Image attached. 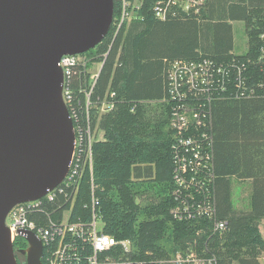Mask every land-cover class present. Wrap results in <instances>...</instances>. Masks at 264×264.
I'll return each mask as SVG.
<instances>
[{
    "label": "trees",
    "instance_id": "trees-1",
    "mask_svg": "<svg viewBox=\"0 0 264 264\" xmlns=\"http://www.w3.org/2000/svg\"><path fill=\"white\" fill-rule=\"evenodd\" d=\"M157 1L141 0L135 8L129 0L131 19L123 21L116 33L122 8L114 0L108 33L94 49L82 54L88 59V69L93 63H102L90 95L92 104L114 93L110 112L98 116L91 111V125L98 123L102 131V138L92 144V181L100 200L103 233L118 241L129 240L139 256L174 253L192 240L195 223L174 222L169 216L174 187L172 133L169 107L161 102L168 63L209 59L225 65L243 64L253 94H247V89L238 90L247 96L220 93L210 103L215 211L227 224L224 234L213 236L212 248L218 264H260L264 251L259 231L264 219V73L260 69L264 70V58L258 57L263 46L259 37L264 36V0H214L227 5L228 13L210 12L205 21L203 11L199 16L179 13L166 21L156 20L152 8ZM227 17L244 24V55L230 54L232 30ZM80 82V74L74 70L70 86L76 90ZM79 96L83 107V94ZM156 102L161 103L152 106ZM232 179L250 182L247 210L233 208ZM90 193L86 169L74 210L89 202ZM148 196L157 202L141 207L138 199ZM57 203H63V195ZM25 245L18 238L13 248Z\"/></svg>",
    "mask_w": 264,
    "mask_h": 264
},
{
    "label": "built area",
    "instance_id": "built-area-1",
    "mask_svg": "<svg viewBox=\"0 0 264 264\" xmlns=\"http://www.w3.org/2000/svg\"><path fill=\"white\" fill-rule=\"evenodd\" d=\"M117 1L122 13L120 21L115 23L116 33L123 21L131 19L127 11L129 0ZM205 5L206 0H159L152 11L156 20L166 21L179 13L199 16ZM81 56H63L59 62L63 73L62 99L75 133L68 173L53 191L35 201L17 204L9 211L5 226L11 243L22 238L21 232L33 233L42 246V264H218L212 248L213 236L224 234L227 224L217 218L215 211L210 103L220 93H226L227 68L217 73L218 67L209 59L168 63V66H176L172 75L169 67L166 70V91L161 100L169 107L172 133L170 154L174 187L169 216L174 222H194V234L192 240L174 253L149 252L146 259L133 252L129 240L118 241L103 233L100 200L92 181L95 127L91 125V111L94 109L98 116L110 112L114 107V93L92 104L90 95L102 63L96 74L91 75L86 67L88 60ZM74 70L82 80L76 90L70 86ZM235 87L241 90V85ZM249 92L251 95L254 91ZM79 94H83V107ZM86 169L90 174V199L81 209L74 210ZM60 195H63L62 204L57 203ZM38 214L40 217H35Z\"/></svg>",
    "mask_w": 264,
    "mask_h": 264
},
{
    "label": "water",
    "instance_id": "water-1",
    "mask_svg": "<svg viewBox=\"0 0 264 264\" xmlns=\"http://www.w3.org/2000/svg\"><path fill=\"white\" fill-rule=\"evenodd\" d=\"M114 0H0V264H17L5 218L43 197L68 173L75 133L62 99L61 57L94 49ZM25 264H42L31 232Z\"/></svg>",
    "mask_w": 264,
    "mask_h": 264
},
{
    "label": "rangeland",
    "instance_id": "rangeland-1",
    "mask_svg": "<svg viewBox=\"0 0 264 264\" xmlns=\"http://www.w3.org/2000/svg\"><path fill=\"white\" fill-rule=\"evenodd\" d=\"M140 1L141 0H133V4L132 6L135 7V6H138L140 4ZM132 15L130 14V17ZM234 36H235V40H236V45H235V48H234V52L237 54V55H243V54H246V50H247V43H246V35H245V32H244V25L243 23H237V24H234ZM259 40L263 43L261 49H260V56L258 57L259 59L258 60H262L264 58V36L261 35L259 37ZM82 58H86L84 56H81ZM86 60H88L86 58ZM215 65L218 67L216 70H217V73H218V70L222 69V68H227L230 69V71L228 70V77H227V84H232V86L230 88H227L226 89V93H224L223 95H226V96H235V95H240V94H244L243 92H239L238 89L235 87V85H241V89H247V94H250L251 92L249 91H253L252 89H250L251 85H253V83L249 82V78H251L250 76H247V72H246V67L245 66H242L240 64H237V63H234V64H230V63H227V65H225L224 63H215ZM230 65L232 66H235V68H231ZM100 66V62L98 63H93L89 70H90V74L91 75H94L96 74V72L98 71V67ZM169 68V71H170V75H172V70L174 67H176L175 65L173 64H170L168 66ZM237 67L239 68V70H237ZM172 71V72H171ZM231 72V73H229ZM260 72H263L264 73V70H261L260 69ZM238 79V80H236ZM251 83V84H250ZM234 86V87H233ZM161 103V102H160ZM160 103H153L152 106H155V105H159ZM99 126H98V123L96 124L95 126V132H94V135L93 137H95V141L96 140H99L100 138H102V131L99 130ZM94 143V142H93ZM173 184V183H172ZM231 185H232V201L237 207H247L248 205V197H247V193H248V184H246L244 181H238L236 179H232L231 180ZM186 191V190H184ZM182 193V192H181ZM187 193H190V192H187ZM138 204H140L141 207H144L148 204H151V203H156L157 200L156 198L154 197H144L143 199L139 198L138 199ZM142 219H140L139 221H141ZM148 255H149V252L148 253H145L143 255H140V257H143V258H146L148 259Z\"/></svg>",
    "mask_w": 264,
    "mask_h": 264
},
{
    "label": "crops",
    "instance_id": "crops-1",
    "mask_svg": "<svg viewBox=\"0 0 264 264\" xmlns=\"http://www.w3.org/2000/svg\"><path fill=\"white\" fill-rule=\"evenodd\" d=\"M228 9L229 8H228L227 5H219L218 3L216 4L214 0H206V5H205V7L203 9V12H202V15H201V19H203L205 21L206 20L205 19L206 16L208 17L210 15V12L213 13L214 15H216L215 12L217 13V11H219V10H226V12L228 13ZM226 22H227V24H230L231 30H232V45H233V49L230 52V54L237 55L234 52V48H235V45H236V40H235V36H234V24H237V23L240 24V23H243V22L240 21V20H238V19L237 20H232L230 17H227V21ZM244 182L246 184H248V187H247L248 188L247 197H248V200H249V192H250V185H249V183L250 182L249 181H244ZM232 205H233V208L236 209V210H247L248 209V205H247L246 208L244 206L243 207H237L233 202H232ZM259 228H260L259 229L260 234H261V236H262V238L264 240V219L261 220L260 225H259ZM258 261H259L260 264H264V251L261 253V256L259 257ZM232 264H237V263L234 262Z\"/></svg>",
    "mask_w": 264,
    "mask_h": 264
},
{
    "label": "flooded vegetation",
    "instance_id": "flooded-vegetation-1",
    "mask_svg": "<svg viewBox=\"0 0 264 264\" xmlns=\"http://www.w3.org/2000/svg\"><path fill=\"white\" fill-rule=\"evenodd\" d=\"M26 249H27V244L25 246H22V247L13 248V250L15 252V258H16L17 264H25L26 256L24 254H22V251H24Z\"/></svg>",
    "mask_w": 264,
    "mask_h": 264
}]
</instances>
